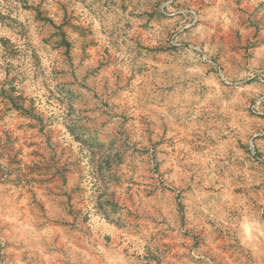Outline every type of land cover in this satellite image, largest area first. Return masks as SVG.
Returning <instances> with one entry per match:
<instances>
[{
  "label": "rangeland",
  "instance_id": "1",
  "mask_svg": "<svg viewBox=\"0 0 264 264\" xmlns=\"http://www.w3.org/2000/svg\"><path fill=\"white\" fill-rule=\"evenodd\" d=\"M0 264H264V0H0Z\"/></svg>",
  "mask_w": 264,
  "mask_h": 264
}]
</instances>
